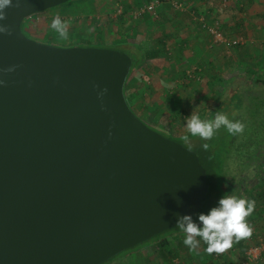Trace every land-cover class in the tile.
Returning <instances> with one entry per match:
<instances>
[{"label": "water", "instance_id": "95a60500", "mask_svg": "<svg viewBox=\"0 0 264 264\" xmlns=\"http://www.w3.org/2000/svg\"><path fill=\"white\" fill-rule=\"evenodd\" d=\"M69 1L12 0L0 21V264H103L194 216L208 192L196 153L127 104L126 52L22 33Z\"/></svg>", "mask_w": 264, "mask_h": 264}, {"label": "rangeland", "instance_id": "374dc122", "mask_svg": "<svg viewBox=\"0 0 264 264\" xmlns=\"http://www.w3.org/2000/svg\"><path fill=\"white\" fill-rule=\"evenodd\" d=\"M104 1L73 0L46 9L45 11L32 14L23 20L21 31L31 40L41 43L44 42L45 44L51 42L47 44L58 47H73L75 44L80 45V47L103 46L110 49H115L117 46L123 48L124 46L128 47L131 37L133 36L131 32L135 31L136 25L138 27V25L142 23L141 20L138 21L141 17L137 18L133 16L134 4H143L144 2H153L154 0H134L136 2L133 3L132 0H119L121 2L116 1L108 6H104ZM180 2L181 5H184V2ZM221 3L224 5L225 1L222 0ZM169 5L170 4L165 6L172 9V6ZM102 6L104 7L102 8ZM126 7H129L128 11L124 9ZM57 16L67 24V39H62L59 34L51 28V22ZM133 17L137 19H133ZM150 17L152 18L155 16L151 15ZM157 19L159 20V16L152 18L153 21H158ZM132 20H137L138 22L134 23ZM190 20L194 21L195 18L192 16ZM214 23L217 24L220 32L227 40H241L240 37L233 38L236 35L232 32H227L228 35H225L222 31V27H220V23L218 21H215ZM206 24L210 25V23ZM201 27L202 30L207 32V26L201 25ZM141 29L144 35L150 34V31H146L143 25L141 26ZM101 35L106 37L105 41H101ZM228 44L232 45L231 43ZM263 64L264 63L261 65ZM261 69V66L257 65L256 69L244 71L239 74H235V71L230 73L229 70L224 69L225 73L222 72L220 74L221 81H210L211 84H216L215 88L214 90L210 89V91H207V94L203 96L204 100L211 103V106L208 107L209 114L206 113V116H208L210 120L214 118L216 111H220L219 108L221 107L225 110L229 109V112L226 114L230 119L239 120L246 126L242 134L233 136L231 139L229 151L224 161V177L228 186V194L248 199H251V194L253 196L256 192L260 195H264V190L259 192L260 187H263L264 185V82L261 84V82L258 81L260 75L262 73L264 74V68ZM187 79H192L193 82L189 83ZM194 79L193 75L192 77L184 76L185 83L187 82L190 85V89H193V87H199V84H201L199 82H202L201 79L200 81H197L199 79ZM213 85L209 84L208 86ZM203 89H205L204 86ZM235 91L239 95L235 98L234 103L231 102L232 105L230 106L225 102L228 98L230 99ZM128 93L129 91L127 90L125 92L126 97L128 98L126 101L131 107L129 101L133 98H130ZM189 93V96L186 92L184 94L183 102H185V104L183 108L181 104V108L183 109V112L182 109L181 112L184 114L178 112V120H181L178 122V125H175L177 121L176 119L174 120L175 124L173 122L172 124L169 123L171 122L169 120H172V118L168 117V120L166 119L167 114L178 117V115H175L176 110L174 112L169 111V104L162 106V110L165 114L163 115V118L160 119L162 124L157 120L158 129L154 128L153 125H150L147 118L149 117L150 119L151 117L148 112H144L142 115H139L138 113L134 114L142 122L149 124V126L146 124L149 128L180 143L185 148L192 150L197 154L199 153V150L196 149V146L206 141L192 137L190 133H188L186 128V118L190 117L193 112L196 114L198 113L196 110L198 109V105H200L199 102L202 103V101L200 93H195V90H190ZM238 101L242 104L241 107L237 105ZM181 117L183 118L181 119ZM223 130L228 132L225 128H221L219 131ZM185 135L189 136L190 143H185L183 141L182 138ZM213 143L214 146L218 145V142L216 141ZM257 201H259L260 204L255 207L254 213L247 218L248 223L253 227V235L250 239L243 240L247 241L250 248L246 251L245 259L242 264H264V250L258 252H252L250 250L259 244L264 243V198L258 199ZM259 206H261L260 210L258 208ZM172 237H179V241H183L185 235L181 231L177 232L174 236L172 235ZM172 237H167L168 240H170V246L174 245L176 242L175 239H171ZM149 240L150 242H145L142 245H137L129 250L119 253L111 259V263L105 262L104 264H162L164 261L159 257L157 247V244L160 241L157 240L151 243L153 239ZM146 244L148 245L145 246ZM176 245L180 248V255L179 257H173L170 264H203L209 260V254L202 243H200V247L196 251H190L189 248L184 246L181 242H176ZM235 245L236 244L233 243V246L222 254L228 259L227 264H240L241 262ZM260 255L262 256V259Z\"/></svg>", "mask_w": 264, "mask_h": 264}, {"label": "crops", "instance_id": "0c3cea01", "mask_svg": "<svg viewBox=\"0 0 264 264\" xmlns=\"http://www.w3.org/2000/svg\"><path fill=\"white\" fill-rule=\"evenodd\" d=\"M116 1L119 0H105L104 6ZM176 1L184 2L181 10L165 6L169 4L168 0L159 2L156 7L158 21H153L152 18L155 17L151 18L147 13L138 16L137 18L141 17L138 21L141 20L142 23L138 27L136 25L135 31L131 32L133 36L128 45L135 53L136 63L124 84V95L126 97L125 92L128 90V95L133 98L131 101L128 100L130 109L139 115L148 112L151 118L147 119L154 128H157L158 121L162 124L160 119L165 114L162 110L163 105L169 104V111L176 110L175 115L183 112L185 104L183 97L185 92L189 96L190 90L200 93L202 103L199 102L196 111L202 119H207L206 113L209 114L208 107L211 103L204 100L203 96L210 89L214 90L216 85L210 81H221L220 74L225 73L224 69L239 74L252 70L254 64L260 65L261 68L264 65H261L264 63V0H224V5L221 3L222 0ZM133 2L136 1L132 0ZM147 2L134 4L133 8L142 7ZM192 16L195 18L194 21L190 20ZM215 21L220 23L225 35L232 32L236 35L233 38L240 37L238 44L242 45L236 47L228 43L215 44L209 31L206 32L201 27ZM142 25L146 31H150L149 35L142 33ZM105 38L101 35V41H105ZM185 75L188 77L193 75L194 80L199 79L197 81L201 79L199 87L190 89V85L185 83ZM187 81L193 82L192 79ZM209 84L213 86H208ZM168 117L172 118L169 120L171 124L172 122L175 124V119L177 120L175 125L181 121L178 120L179 115L174 117L167 114L166 119Z\"/></svg>", "mask_w": 264, "mask_h": 264}, {"label": "clouds", "instance_id": "9594fccd", "mask_svg": "<svg viewBox=\"0 0 264 264\" xmlns=\"http://www.w3.org/2000/svg\"><path fill=\"white\" fill-rule=\"evenodd\" d=\"M11 6L12 0H0V21L7 18L6 9ZM51 28L62 39L68 38L67 24L60 17L57 16L52 20ZM0 33L11 35L10 29L2 25H0ZM5 71L13 72L15 66ZM3 84L4 81L0 80V85ZM104 92H107V89H104L100 95L103 96ZM222 127L230 135L236 136L242 134L246 126L239 120L230 119L221 110L217 111L214 119L211 120L202 119L195 112L186 118L188 133L192 137L205 141L211 140ZM182 139L185 143H190L188 135H185ZM202 147L207 151L209 144L204 143ZM177 203L179 204L180 201L178 200ZM255 207L256 201L254 199L226 194L219 199L217 206L212 207L207 214L200 213L198 215L199 223L194 222L192 216L183 215L177 217L176 226L184 233L183 243L190 251H196L200 247L201 241H203L207 245L206 251L209 254H222L233 246L234 241L239 242L252 237L253 227L248 223L247 218L254 213Z\"/></svg>", "mask_w": 264, "mask_h": 264}, {"label": "trees", "instance_id": "16d2710c", "mask_svg": "<svg viewBox=\"0 0 264 264\" xmlns=\"http://www.w3.org/2000/svg\"><path fill=\"white\" fill-rule=\"evenodd\" d=\"M162 1H166V0H160L159 2H162ZM168 1L170 2L171 0H168ZM124 9L126 11H128L129 7H126ZM47 43H51V42H47ZM75 45H73V46H75ZM241 45L242 44H236L235 46L239 47ZM78 46H80V45H78ZM101 47H103V46H101ZM115 49L119 50V51H122V52H126L131 57L132 64H131V68H130V71H129V75H130L132 70H133V68H134V66H135V63H136V61H135L136 60L135 53H133L132 50H130L129 46L128 47L124 46V48L117 46V48H115ZM257 65L254 64L251 67L252 70L256 69ZM263 68L264 67H262V69ZM263 78H264V74L262 73L260 75V78H258V81L261 82V84L264 82ZM124 89H125V85H124ZM124 89H123V91H124ZM238 95L239 94L234 93L230 97V99L228 98V100L225 103H228V105L231 106L232 105L231 102L234 103L235 102V98ZM237 105L239 107H241L242 104L240 103V101H238ZM219 110H221V111H223L225 113L229 112V109L225 110V109H223L221 107L219 108ZM232 138H233V135H230L225 130L218 131L216 133V135L211 140H208V141L204 142V143H208L209 144V149L207 151H205L203 149V147H202V145L204 143H200L199 145L196 146L197 147L196 149L199 150V153H197L196 155L198 156L199 162L201 163V165L203 166V168L205 169V172H206V184L208 186V192H207L206 197H205V199L203 201L201 209L194 216H192L194 222L199 223L198 215L200 213L207 214V212L212 207L217 206L218 201H219V199L221 197H223L224 195L228 194L227 193L228 186L226 184V180H225V177H224V161H225L226 155H227V153L229 151V146L231 144V139ZM214 141L218 142L217 146H214V143H213ZM227 148H228V150H227ZM217 149H218V151H217ZM263 188H264V185H263V187H260L259 192H262V190H264ZM263 198H264V195H260L257 192L253 196L251 194V199H254L256 201V203H257L256 206L258 204H260L259 201H257V200L258 199H263ZM261 205H262V203H261ZM258 208L260 210L261 206H259ZM177 232H181V230L178 227H174V228L168 229L166 231H163V232L159 233L158 235H156V236L151 238V239H153V241L151 243H153V242H155L157 240L160 241L157 244V247H158V255L162 259V261H164L162 264H170L171 263L170 261L173 259V257H179V255H180V252H179L180 248H179L178 245H176V242L183 243V241H179V237H175V238L172 237V235L174 236L175 234H177ZM169 236L172 237L171 238L172 240L173 239L176 240L175 244L172 245V246H170V244H171L170 240H168V238H167ZM145 242H150V240H147ZM145 242H143V243H141L139 245H142ZM201 243L205 246V248H207V245L203 241H201ZM234 243L236 244L235 246L237 247V254H238V257L240 258V261H241L240 264H242L244 259H245V253L250 248V246H249V244H247V241H243V240H241L239 242H235L234 241ZM148 244H146L145 246H147ZM254 245H256V244H254ZM127 250H129V249H127ZM222 254H216V253L209 254V260L207 262L203 263V264H227V260L228 259L226 258L225 255H222ZM111 259L106 261V263L107 262L111 263ZM261 259H262V256H261ZM228 264H231V263H228Z\"/></svg>", "mask_w": 264, "mask_h": 264}, {"label": "built area", "instance_id": "2783aa9c", "mask_svg": "<svg viewBox=\"0 0 264 264\" xmlns=\"http://www.w3.org/2000/svg\"><path fill=\"white\" fill-rule=\"evenodd\" d=\"M159 3L155 0L153 2H149L145 5H143L140 8H136V10L134 9L133 11V16L134 17H138L140 15H142L143 13H148L150 15H153L156 17L157 12H156V7ZM170 5L172 6V8H174L175 10H181L182 9V5L181 3L173 0L170 1ZM203 26H207V31H209L210 35L212 36V40L215 44H222V43H231L232 45H236L239 43V41L234 40V41H229V39L227 40L225 38V36L220 32L219 27L217 26L216 23H211L210 25L204 24ZM229 41V42H228ZM252 252L254 251H260V250H264V243L263 244H259L256 247H253L252 249H250Z\"/></svg>", "mask_w": 264, "mask_h": 264}]
</instances>
